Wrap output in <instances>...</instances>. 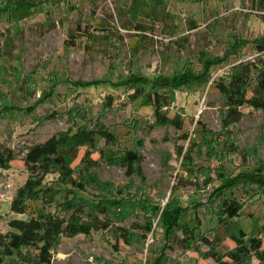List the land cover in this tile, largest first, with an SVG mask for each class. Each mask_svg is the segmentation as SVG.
Masks as SVG:
<instances>
[{
    "label": "rangeland",
    "instance_id": "374dc122",
    "mask_svg": "<svg viewBox=\"0 0 264 264\" xmlns=\"http://www.w3.org/2000/svg\"><path fill=\"white\" fill-rule=\"evenodd\" d=\"M166 1L172 18L157 22L133 18V0H0V148L16 155L11 169H0V233L42 209L68 218L76 205L84 222L94 215L111 225L89 236L62 235L52 264H213L194 246L177 245L173 237L181 233L168 225L179 216L197 241L212 238L222 194L242 203L237 220L247 237L264 226V111L243 107L242 119L226 126L214 86L232 67L264 59L256 50L264 44L261 0ZM141 85L166 88L171 105L163 112L181 130L158 125L144 98L130 100ZM99 124L115 141L98 140L101 154L92 158L99 164L86 171L85 190L50 174L27 214L13 213L29 178L27 150ZM128 152L139 157L132 175L124 166ZM226 181L235 184L223 191ZM234 248L227 240L218 252ZM4 264L29 263L16 256ZM247 264L264 263L252 257Z\"/></svg>",
    "mask_w": 264,
    "mask_h": 264
},
{
    "label": "trees",
    "instance_id": "16d2710c",
    "mask_svg": "<svg viewBox=\"0 0 264 264\" xmlns=\"http://www.w3.org/2000/svg\"><path fill=\"white\" fill-rule=\"evenodd\" d=\"M260 10L264 14V0L260 2ZM129 13L133 18L147 16L157 22H164L165 18H172L166 0H133ZM256 50L257 54H263L264 44H259ZM205 76L203 75L199 79H203ZM141 86L130 96V100L137 102L144 98L146 106L153 108L158 125H171L181 130L182 123L178 119L169 118L163 112L164 108L171 105V95L166 88L147 92L144 85ZM214 86L224 98L227 109L224 118L226 126L242 119L243 115L240 110L243 107L264 111V59L258 58L253 62H242L232 67L230 74L219 79ZM120 87H125V85H120ZM108 106H112L111 100L108 101ZM99 139L107 143L115 141L114 135L104 125L99 124L93 128L83 126L71 134L53 136L44 143L31 146L23 158L29 178L25 185L18 190L11 204V211L17 215H26L29 208L28 202L40 199V194L44 191V181L50 174L57 173L61 184L69 185L78 191H84L87 182L86 171L99 164V160L92 158L95 153H100L97 150ZM83 149L85 153L79 165L74 166ZM15 160L16 155L12 149L0 148V169H11ZM138 161L139 157L135 153L128 152L126 154L124 166L127 168L128 175L133 174V166ZM258 172H261V169ZM232 184L235 182L226 181L221 189L224 191ZM242 209V203L235 194H222L219 195L217 226L213 230L212 238L204 235L197 241L195 231L188 223L180 224L179 216L172 217L173 221L168 225V231L171 227L177 228L181 236L173 237L175 243L186 249H192L194 246L201 259L212 260L213 264H247L252 257H255L260 263H264V226L255 235L247 237L242 225L237 220ZM73 210L68 218L42 209L28 220H11L8 224L10 231L0 233V264H4L7 259L16 256L21 257L29 264H52L54 244L62 235L89 236L93 232L106 231L111 227L108 221H101L94 215H91L89 221L84 222L80 218L83 212L81 205H76ZM101 212L105 213L103 209ZM120 234L124 242L128 243L127 230L120 231ZM227 240L232 241L235 248L228 250L225 255H221L218 248ZM200 245L207 250L202 251ZM23 249L31 250L32 256L24 255Z\"/></svg>",
    "mask_w": 264,
    "mask_h": 264
}]
</instances>
